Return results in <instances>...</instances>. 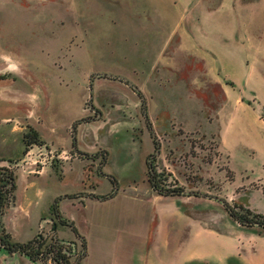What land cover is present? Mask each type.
Returning <instances> with one entry per match:
<instances>
[{
    "label": "rangeland",
    "instance_id": "374dc122",
    "mask_svg": "<svg viewBox=\"0 0 264 264\" xmlns=\"http://www.w3.org/2000/svg\"><path fill=\"white\" fill-rule=\"evenodd\" d=\"M218 1L0 0V154L13 156L0 155V166L18 170L15 203L0 217V227L4 225L13 239L26 240L34 234L38 214L53 191L72 192L88 184L80 159L66 165L60 180L49 167L39 177L25 173V168L35 164L25 156L29 145L24 150L23 130L30 125L44 137L68 145L69 128L84 117L72 131L74 147L102 154L105 150L103 165L100 158L86 166L116 179L119 202L106 207L118 209L120 201L128 198L138 201L132 207L147 210L146 228H150L153 248L161 238L157 231L160 211L170 210L173 202L190 216L189 222L193 219L203 228L232 235L238 246L240 241L256 246L261 229L239 223L224 208L223 200L234 206L245 205L248 199L264 208V198L255 192L264 188V179L256 177L261 172L260 156L256 153L252 158L254 172H243L234 162L228 164L217 129L227 122V136L232 140L263 135L264 92L249 85L238 87L234 94L245 106L218 110L223 91L218 85L201 82L198 88L193 84L192 74L198 68L179 28L200 6ZM132 85L142 92L144 104ZM235 144L228 143L231 153ZM66 151L72 158L74 150ZM149 153L158 184L182 191L148 192ZM94 183L95 191L102 194L114 186L99 172ZM8 204L5 200L0 212ZM65 209L89 237L91 250L85 264H115L120 254L110 244L114 232L100 234L80 205L67 203ZM48 216L40 219L38 232H51ZM161 225L174 239L180 227L177 219L162 218ZM59 229L64 236L73 235L67 224H59ZM125 231L129 244L132 237ZM102 239L109 245L100 254ZM76 242L80 251V240ZM121 251L122 257H129V246ZM75 253L70 264H78ZM0 264L52 262H33L0 246Z\"/></svg>",
    "mask_w": 264,
    "mask_h": 264
},
{
    "label": "crops",
    "instance_id": "0c3cea01",
    "mask_svg": "<svg viewBox=\"0 0 264 264\" xmlns=\"http://www.w3.org/2000/svg\"><path fill=\"white\" fill-rule=\"evenodd\" d=\"M181 1L188 2L189 0ZM179 28L182 31L184 42L187 41V44L192 47L193 58L197 64L198 69L192 74L193 84L198 88H200L201 82L208 83L211 86L218 85L219 89L223 91L224 100L218 110L222 106H229L231 111L236 106H245L244 103L241 104L240 98L234 94V90L238 87L249 85L248 87L252 89L264 92V0H220L217 5H208L206 3L196 11H193L185 21H182L179 24ZM75 118L78 117H72L71 120ZM260 119L262 118L260 117ZM150 120L152 121L151 117ZM262 121V128L264 129V120ZM151 123L154 127L153 121ZM34 129L43 142L51 143L53 146L63 150L72 148L74 155L68 160H63L59 166L45 165L39 171H34L32 166L25 168V173L39 177L49 167L56 172V175H58L57 179L60 180L64 177L66 165H71L74 160L80 159L83 162V169L86 173L85 179L88 184L77 191H53L46 205L38 214L34 234L28 239L38 233L37 227L40 219L42 216L49 214L50 204L56 197L60 196L58 198L59 215L62 218L73 221L77 232L86 241V251L80 258V264H85V259L90 254L91 243L88 235L87 237L85 236L84 229L79 227L75 220L71 219L72 216L68 215L65 209L67 203L72 206L80 205L83 210H87V217L94 222L100 234L105 231L114 232L111 238L112 243L110 244L117 248V252L120 254V257L114 258L113 262L115 264H264L263 227L245 225L250 227L257 226L261 231L256 233L255 247L247 246L242 241H240L241 244L238 246L236 239L232 235L218 233L211 228H203L198 221L195 222L193 219L189 222L190 216L185 215L180 205L174 202L170 210L160 211L161 217L157 231L161 238L157 241L155 240L153 248L150 228H146L147 210L138 209L135 211L132 207L135 204H139L138 201L128 198L120 201L118 209H111L106 207V204L119 202L116 199L118 188L112 196L107 198H101L100 196L110 193L113 190V186L105 194L95 191L94 179L96 174L98 172L100 174L107 172L98 168L95 171V169L88 168L86 164L88 162H96L102 157V154L92 151L86 152L89 155H85L84 151L76 149L72 143L73 132L71 127L69 128L70 143L68 145L46 138L38 129ZM228 130L227 122L222 126L220 125L217 129L219 147L226 154L227 163L231 162L233 164L234 162L243 172H254L252 158L258 153L260 156L258 169L261 172L256 173V177L261 176L264 179V133L254 140L250 138L243 140H235L234 138L232 140L233 138L228 139ZM24 131L26 130H23V133ZM229 141L236 143L233 153L228 148ZM0 155L5 156V158H13L11 155ZM100 164L103 165L104 163L100 162ZM17 171L14 172L15 184ZM15 189L13 202L6 207L0 217L4 216L7 209L14 205ZM152 189L150 184L148 192L153 193ZM255 192L264 198V188L256 189ZM69 193H75L76 195L66 196ZM244 204L251 210L254 209L253 211L255 212L264 213L263 207H256L248 199L245 200ZM169 216H174L180 225V227H177L174 239L170 238L168 229L163 228V225H161L162 218ZM184 222H186L187 226H185ZM127 229L129 230L128 234L132 237L129 244L125 241V230ZM60 231L58 224L55 230L57 236L79 241V237L73 230L72 236H64ZM108 245L107 240H100L99 253L103 254ZM128 246L130 248L129 257L126 254L122 257L121 249ZM12 253L17 254L20 252L15 251ZM24 256L33 261L28 256ZM77 260L78 257L76 258Z\"/></svg>",
    "mask_w": 264,
    "mask_h": 264
},
{
    "label": "trees",
    "instance_id": "16d2710c",
    "mask_svg": "<svg viewBox=\"0 0 264 264\" xmlns=\"http://www.w3.org/2000/svg\"><path fill=\"white\" fill-rule=\"evenodd\" d=\"M127 82V81H126ZM133 88L137 91L139 94L142 104H144V98L142 92L135 86L132 85ZM144 116L147 121V124L149 126V129L151 130L150 122L148 119V116L146 112L144 111ZM85 119L84 117L76 119L72 123V131L74 130L75 123L78 121H81ZM28 129L24 131L23 133V141L25 143L24 150L27 148L28 145L31 143H41L43 140L39 138L38 133L36 130L30 126L27 125ZM152 139L154 147H157V140L156 136L152 133ZM72 143L75 144V137L72 135ZM102 154V153H101ZM85 155H89L85 152ZM153 156L152 153H149L146 157V163L148 167V179L149 182L154 190H156L160 194H175L179 191H182L180 188H165L158 184L159 178L158 173L156 172L154 165L152 164L150 158ZM102 163L106 160V153L105 150H103L102 154ZM10 160V159H8ZM106 176L109 177L111 180L113 186V190L105 195H101V198H107L112 196L115 191L117 190L116 185V179L114 176L108 173ZM16 187L15 184V173L14 171L7 167V166H0V208L4 205L5 200L9 201V206L13 200H14V189ZM75 193H69L66 194V196H75ZM60 196L56 197L54 201L50 204L49 207V217L51 218V235L49 237L43 236L40 233L35 234L32 238L26 240V241H19L13 239L11 234L6 231L4 226L0 227V246L4 249H6L9 252H20L26 256H28L33 261H40L45 262L50 260L52 264H70V255H68L64 250H68L71 248V245H73L75 248L77 247L76 240H68L61 238L56 235L55 230L58 224H67L70 226V228L76 233V235L79 237L80 240V251H77L78 254V260L77 263L80 264V258L85 254L86 251V241L84 237H81L80 234L77 232V229L73 223V221L62 218L59 215L58 211V198ZM224 208L227 210V212L236 219L239 223L244 225H258L264 228V213L255 212L252 211L249 207H246L242 204H234L231 205L226 200H223ZM6 206V207H7ZM4 212L1 211L0 215ZM43 217V216H42Z\"/></svg>",
    "mask_w": 264,
    "mask_h": 264
},
{
    "label": "built area",
    "instance_id": "2783aa9c",
    "mask_svg": "<svg viewBox=\"0 0 264 264\" xmlns=\"http://www.w3.org/2000/svg\"><path fill=\"white\" fill-rule=\"evenodd\" d=\"M25 156L26 157L28 156V158L31 159L30 161L35 164V166H33L34 171H39L45 165H54L56 163L60 164L63 160L68 158V153L66 150L59 149L53 146L51 143H47V142L35 143L34 142V143H31L28 149L25 151ZM27 161L29 162V160ZM48 218L50 221H52L49 216ZM38 233L46 237H49L51 235V232L49 231L47 232L40 231ZM64 251L68 255L72 256L73 254H76L75 252L78 251V249L77 247L75 248L73 245H71V248H69L68 250H64Z\"/></svg>",
    "mask_w": 264,
    "mask_h": 264
}]
</instances>
